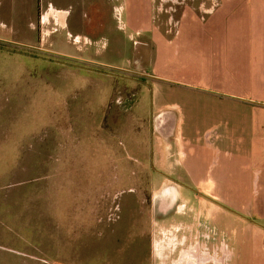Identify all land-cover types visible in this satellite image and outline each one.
Segmentation results:
<instances>
[{"label": "rangeland", "instance_id": "1", "mask_svg": "<svg viewBox=\"0 0 264 264\" xmlns=\"http://www.w3.org/2000/svg\"><path fill=\"white\" fill-rule=\"evenodd\" d=\"M199 3L0 0V258L164 264L174 208L148 164V38Z\"/></svg>", "mask_w": 264, "mask_h": 264}, {"label": "crops", "instance_id": "2", "mask_svg": "<svg viewBox=\"0 0 264 264\" xmlns=\"http://www.w3.org/2000/svg\"><path fill=\"white\" fill-rule=\"evenodd\" d=\"M199 1L201 17L162 20L168 28L148 38V164L171 203L164 212L174 208L159 255L164 264H264V0ZM172 61L206 82L177 81Z\"/></svg>", "mask_w": 264, "mask_h": 264}, {"label": "flooded vegetation", "instance_id": "3", "mask_svg": "<svg viewBox=\"0 0 264 264\" xmlns=\"http://www.w3.org/2000/svg\"><path fill=\"white\" fill-rule=\"evenodd\" d=\"M167 200H170L169 198L167 199ZM165 205V202H164V200H163V206ZM169 204H166L165 206H168ZM164 206V207H165Z\"/></svg>", "mask_w": 264, "mask_h": 264}]
</instances>
